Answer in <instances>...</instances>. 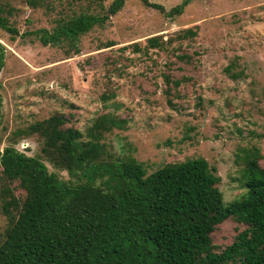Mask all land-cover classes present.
I'll return each instance as SVG.
<instances>
[{"label": "trees", "instance_id": "16d2710c", "mask_svg": "<svg viewBox=\"0 0 264 264\" xmlns=\"http://www.w3.org/2000/svg\"><path fill=\"white\" fill-rule=\"evenodd\" d=\"M142 1L166 12L160 4ZM190 1L165 14H183ZM104 2L23 0L33 10L57 13L53 31L40 28L23 36L36 35L45 46L67 43L79 54L80 38L106 25L125 5V0H114L106 8ZM83 5L91 8L78 11ZM20 10L11 0H0V30L13 39L20 36L14 20ZM198 35L196 26L176 31L167 40L155 36L144 47L132 46L145 55L160 49L189 70L194 56L183 42ZM6 52L0 42V73ZM167 62L168 71L172 62ZM237 65L233 62L225 70L235 80L241 76ZM175 76L163 73L170 107L191 80ZM102 97L108 100L112 94ZM74 118L56 112L17 129L10 144L0 148V217L6 220L0 232V264H264L261 150L245 152L246 190L225 203L221 178L205 158L168 163L149 173L134 157L116 158L105 143L106 134L126 129L127 120L107 112L84 133ZM29 138L40 142V152L33 156L17 147ZM225 226L231 227L227 233Z\"/></svg>", "mask_w": 264, "mask_h": 264}, {"label": "rangeland", "instance_id": "374dc122", "mask_svg": "<svg viewBox=\"0 0 264 264\" xmlns=\"http://www.w3.org/2000/svg\"><path fill=\"white\" fill-rule=\"evenodd\" d=\"M113 1L105 0V7ZM184 1L149 0L166 12ZM11 3L21 9L14 18L20 36L13 39L0 30L7 48L0 73V148L10 144L17 129L56 112L74 115L84 133L96 118L111 112L127 120L126 129L106 134L105 143L116 158L134 157L152 173L168 163L203 157L221 178L225 203L244 193L245 152L264 153V0H191L183 14L173 17L142 0H125L106 25L80 38L79 54L67 43L45 46L36 35L23 36L40 28L53 31L57 13L33 10L23 0ZM86 6L78 11L91 8ZM196 26L195 41L183 42L194 56L189 70L160 49L145 55L132 46L144 47L155 36L167 40ZM166 62H172L168 71ZM233 62L241 72L237 80L225 71ZM166 72L191 78L174 107L165 95ZM103 94L112 97L103 99ZM17 147L32 156L40 152L37 138ZM60 174L70 178L67 172ZM5 224L0 217V232ZM230 228L223 227L224 233Z\"/></svg>", "mask_w": 264, "mask_h": 264}]
</instances>
